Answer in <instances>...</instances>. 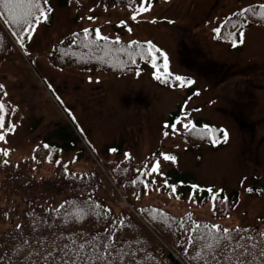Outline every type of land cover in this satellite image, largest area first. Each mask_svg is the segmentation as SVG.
<instances>
[{
    "label": "rangeland",
    "instance_id": "obj_1",
    "mask_svg": "<svg viewBox=\"0 0 264 264\" xmlns=\"http://www.w3.org/2000/svg\"><path fill=\"white\" fill-rule=\"evenodd\" d=\"M253 3L264 4V0H154L152 11L141 14L138 22H133L130 8L124 11L103 5L94 11L79 6L71 10L61 0H55L51 23L41 27L28 44L29 54L21 50L20 55L17 43L16 49L8 48V57L0 61V82L18 108L16 124L22 123V130H28L30 122L34 126L31 141L17 130L14 135H8V145L0 142V148L16 147L13 157L20 160L29 152L35 133L41 131L51 137L52 128L59 125L71 127L80 140L76 148H83V158L74 159L79 166L93 161L105 164L117 153L111 151L113 147L122 153L130 148L137 157L135 163L160 149L177 156L175 164L162 162L167 170L173 164L185 173L192 171L193 177L203 184H213L214 188L224 186L229 194L236 191V201L224 204L216 212L212 210L211 200L201 205L186 199L175 205L172 198L161 196L162 190H154L161 183L153 177L158 183L151 185L147 194L142 192L144 204L156 205L160 200L171 208L168 210L172 215L193 211L198 219L211 225H257L264 216V195L258 196L256 189L253 193L245 189L264 183V30L249 26L246 43L239 48L231 47L226 39L221 40L228 31L226 18ZM88 16L95 17V21L87 20ZM153 19L157 23H151ZM168 20L175 23L169 24ZM121 21L126 24L121 25ZM224 21L227 23L223 24ZM74 27L100 28L104 35L126 40H151L168 54L174 74H188L196 83L183 91L169 89L155 82L148 66L143 74L111 80L99 72L61 69L51 61L54 46ZM214 27L221 28L219 40L213 38ZM195 91L200 95L195 96ZM189 96L192 99L187 110L201 109L192 112L193 123L209 121L228 130L229 141L223 147L210 148L195 132L190 135L182 127L161 143L162 124L169 121L170 112L181 111L180 106ZM8 169L0 168V180ZM45 170L51 174L49 164L39 174L44 175ZM245 177L242 186L240 179ZM104 185L108 186L101 183L97 195L118 210L122 203H117ZM92 186L89 190L93 191ZM133 190L137 189L132 188L125 195ZM51 191L47 192L54 204L65 196L56 188ZM93 200L98 201L95 197ZM75 234L80 240L91 241L85 243L89 255L110 253L111 264H143L137 257L122 252L119 244L116 250L107 246L105 251L94 240L79 232ZM65 245L68 247L61 257L71 250L70 243ZM174 254L175 248H171L168 258L171 260ZM38 264L55 263L44 259ZM57 264H61V258Z\"/></svg>",
    "mask_w": 264,
    "mask_h": 264
},
{
    "label": "trees",
    "instance_id": "obj_2",
    "mask_svg": "<svg viewBox=\"0 0 264 264\" xmlns=\"http://www.w3.org/2000/svg\"><path fill=\"white\" fill-rule=\"evenodd\" d=\"M118 1L121 3H130V0ZM64 2L65 0H61V3ZM88 4H90V1L85 5ZM247 7L254 8L256 13L259 12V5H249ZM247 16L253 21L252 24L264 28V21H259L257 15L248 13ZM243 19V17H238L236 15L231 17V19L227 21L229 22V31L233 28L234 24L239 25ZM10 26L15 31H18L14 26ZM7 36L4 28L0 24V39L2 41L0 42V51H4L0 55V61L3 59L6 52L5 49L10 51L8 49L10 48V41ZM80 38L82 39V36ZM127 44L128 43L121 42L119 45H112L110 43L109 47L118 49ZM80 47L81 49L78 52L79 55L89 57V50L82 46ZM133 49H135V46H133ZM100 55H103V53H100ZM107 59L109 62L105 64H100L95 60L89 63H84L82 61V66L86 68L101 66V70L111 75H126L134 73L136 72L135 70L142 69L147 65L139 57H136V64L133 65L124 53H120L119 55L113 53V55ZM119 61H127L128 66L126 68L120 67ZM0 99H3L1 92ZM6 105L11 108L8 102H6ZM49 139L51 141L53 139L55 140L52 141V146H54V148L50 152L53 157L52 174L47 178L38 180L35 177L45 165L44 160L49 155L48 153H45V148L42 145L38 147L35 153H32V155H35L36 157L35 160H32V155L20 162H15L8 157L10 161L9 165L7 167L0 166L1 169L9 167L7 175H3L0 180V190L2 191L4 198L3 204L0 203V216L17 218V224L19 223L18 228L16 225L15 229H17L9 236L7 234L11 232V230L0 232V249L3 244H6L5 248H9L12 242H23L31 247H37L43 252V256H45L50 252L58 251L60 248L64 247V245H62L64 239L61 238L59 234L60 231H62V233L66 232L72 234L79 232L84 237L94 240L100 248L111 246L116 250V244H119L121 248H123L122 252L137 257L143 264H177L166 257L165 248L157 242V239H154L144 224L135 215L132 208L139 211L140 217L142 216L144 219L155 224L160 223L158 222V219L166 221L164 225H169V228L165 227L163 237L171 241L170 243L173 241L176 246L177 244L174 237L172 236L169 239V237L166 236V233L169 231L171 233L172 231L180 234V230L188 229V233L184 236L186 239V247L188 237L193 235V233L189 231L192 226V221L184 219L185 217L175 218L174 215L169 216L166 220L165 216L168 214L167 209L161 206H148V204L140 203L142 192H144L142 186L139 184L133 186L131 181L136 178V166L142 161L135 163L129 160H118L116 157L113 159L116 161H109L105 167L95 164L94 170H78L68 166V174L66 175L64 168L58 166L55 161L59 160V156L62 152L73 150V142L76 140V136L70 127L66 128L60 126L54 131L51 137L48 136V134L42 135L40 137V142L41 144L44 142L50 144L51 141H49ZM2 159L3 157L0 156V161H2ZM16 165H19V167ZM125 169L127 170L126 172L124 171ZM193 182H195V178L191 174L187 177L180 175L174 181L181 198L187 194ZM101 183H106L108 186H104L113 194L115 198L114 200L119 204L122 203L118 210L115 209L106 198L104 199L97 195ZM91 186L93 187V191L89 190ZM51 188H56L60 190V192L65 193L63 203L61 204L64 205L63 208L60 207L61 205L57 208H53L45 203H35L36 199L44 197H47L50 201L51 198L49 197L48 192ZM132 188H136L138 191L133 190L130 194L125 195V193ZM129 196H131V198H129ZM136 196H140V199H136ZM16 197L23 201L24 204H27L25 209L18 211L16 207L10 205V202L14 203V198ZM94 197L98 201H94ZM123 197L130 203L128 204L124 202L122 200ZM133 199L138 202L134 203ZM198 199L200 202H205L209 197L206 193H200ZM229 201L233 204L236 200ZM9 208L11 210L7 211ZM81 208L88 212L87 216L79 217L78 209ZM92 209H94V211H92ZM147 209H150L153 213L151 211L149 212ZM2 212H5V215L2 214ZM153 217H155V219H153ZM120 219L125 221L123 225L119 223L118 220ZM109 221H111V223H109ZM200 234L206 236L207 229H201ZM232 235L235 238L232 241L233 244L239 240L241 244H246L250 247V244L246 240L240 239L241 235L245 237L243 233L237 235V233L233 232ZM4 237H6V239H4ZM182 237L183 236H181V238ZM177 243H179L178 240ZM180 245L182 246V244ZM180 250L184 253V247ZM196 250H199V246L195 250L189 249V254L193 255ZM259 252L260 251L257 248L255 250L257 259L253 264H260V258L258 256ZM149 254L152 256L151 260L148 258ZM186 257L189 259L188 256ZM190 261L193 264H200V261ZM211 264H215V262Z\"/></svg>",
    "mask_w": 264,
    "mask_h": 264
},
{
    "label": "snow or ice",
    "instance_id": "obj_3",
    "mask_svg": "<svg viewBox=\"0 0 264 264\" xmlns=\"http://www.w3.org/2000/svg\"><path fill=\"white\" fill-rule=\"evenodd\" d=\"M154 0H130L129 8L131 10V21L138 22V16L144 13H149L152 11ZM135 5V6H133ZM107 10V9H105ZM88 11H94V9H89ZM54 9L50 4V0H0V18H3L5 24L14 26L15 31L13 35L16 37V41L19 45V48L24 52L25 55L29 54L28 44L33 41L34 36L37 34L38 30L41 27L47 26L51 15L53 14ZM248 13H253L258 16L259 21H264V4L259 5V12L256 13L255 9L252 7H245L238 13L234 15L238 17H243L244 19L239 23V25H233V28L236 31L229 32L230 45L233 48H237L246 43V29L253 23L250 17L247 16ZM231 19V18H229ZM87 20L94 22L95 17L88 16ZM155 24L157 21L155 19L150 21ZM169 24L175 23L172 20L167 21ZM126 24L125 21H121V25ZM128 31L131 32L132 29L129 27ZM212 32L215 34L214 39L219 40L221 34L220 27H214ZM73 38L81 37L80 44L83 48L89 50V57L84 59V63H89L93 60L98 61L100 64L108 63V57L115 53L119 55L124 53L127 55L128 59L133 65L136 64V57H139L146 64H148L152 71V77L157 82L169 86L173 90L183 91L186 88H190L196 83V80L188 75L174 74L170 70V59L168 54L159 48L151 40L140 42L138 40H132L126 46H121L118 49H113L109 47V44L119 45L120 38L117 36L114 40L110 41L108 35L101 33L100 28H89L84 27L82 32H74ZM94 37V38H92ZM103 42V43H100ZM135 46V49H133ZM103 53V55H100ZM61 57L69 55L67 50L60 53ZM159 61V62H158ZM119 66L126 68L128 66L127 61H119ZM139 70L136 71V75H139ZM97 83L99 81H96ZM4 85L0 84V92L6 98L7 92L3 91ZM195 96H199L200 92L195 91ZM57 99H59L57 97ZM192 99L191 96L187 97L184 104L180 106L181 111L177 112L174 117V122L172 120L164 122L162 124V140L168 139L171 134L177 133L182 127L185 133L192 134L195 132L198 139L201 141H207L213 146H218L221 143H228L229 141V132L223 127L211 126L208 123H205L203 127L198 128L196 123H193L190 119L192 112H199L201 109L194 108L191 111H188V101ZM18 108L16 106H11L9 108L6 105L4 99H0V142L8 145V135H14L17 131V124L15 120H9V116L15 117ZM69 116L75 120V117L71 112L68 113ZM44 148H49L50 145L44 144ZM13 149L9 147L0 148V156L3 157L0 161V166L7 167L10 163L8 157L10 156ZM37 149H33V152H36ZM113 153L117 152V148L113 147L111 149ZM125 160H131L132 156L130 153L125 152ZM32 160H35V155H32ZM49 163L53 162L52 154L50 153L47 156ZM73 163L75 161H72ZM162 162H171L175 164L177 162V157L172 154L165 153L160 151L154 153L153 156L149 159L142 161L137 164L136 171L137 176L131 181L133 186L137 184L142 186V190L147 194L150 185H156L159 182L164 185V187L169 189V195L174 199H180L178 194L177 187L174 182H171L164 174ZM55 163L58 166H62L65 170V174H68V165L62 164V161L56 160ZM19 167V165H16ZM127 171L126 169L124 170ZM247 180L245 177L241 181L243 186L244 182ZM191 189L194 191V195L190 197V202H199L200 193H206L207 196L212 201V210L214 212L220 211L224 204L229 203V199L223 196V189H216L213 187L204 188L198 184H192ZM155 191H160L159 187L154 189ZM248 193H253V187H248L245 189ZM261 194L264 195V189L261 190ZM136 199H140V196H136ZM217 201H219V207L217 206ZM61 208L64 205L60 206ZM94 211V209H92ZM79 217H84L88 215V212L83 208L78 209ZM188 218L192 219V214H188ZM155 219V217H153ZM111 223V221H109ZM121 225L125 221H119ZM165 226H169L165 224ZM201 229H207V235H201ZM193 235L188 237L187 246L184 247V255L188 256L192 261H202L203 264H210V261L215 262V264H253L257 259L256 255H253L252 261H246V257L260 245V252L258 254L260 258V264H264V229L259 233V238L257 236L248 235L247 237L240 236L241 240H250L253 241L252 245L249 247L246 244H241L239 240L235 244L232 241L235 239L232 235L233 232L240 235L242 232H249L247 228L237 227L235 229L221 228L220 225H201L199 222L192 220V226L189 229ZM95 239V238H94ZM212 241V242H209ZM72 243L75 244V239L72 240ZM178 247L181 245L178 244ZM194 251L193 255L189 254V249H197ZM68 246L65 245V248ZM105 251L107 246H104ZM221 249H224L223 252H220ZM218 253H220L218 255ZM51 255V253H50ZM148 258L151 260L152 256L149 254ZM47 260V257H45ZM61 264H111L110 253L108 256H105L103 252L98 255H89L85 251V243H80L76 249L65 252L64 256L61 257Z\"/></svg>",
    "mask_w": 264,
    "mask_h": 264
}]
</instances>
